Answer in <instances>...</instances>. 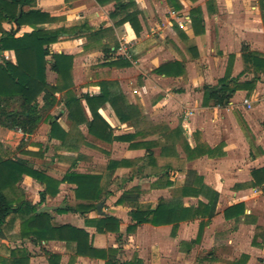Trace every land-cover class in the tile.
<instances>
[{"label":"crops","instance_id":"crops-1","mask_svg":"<svg viewBox=\"0 0 264 264\" xmlns=\"http://www.w3.org/2000/svg\"><path fill=\"white\" fill-rule=\"evenodd\" d=\"M132 1L129 9L115 18L110 17L116 8L114 1L99 5L96 0H35L31 8L25 7L24 10H40L55 18V22L41 26L45 29L68 28L85 23L92 33L96 34L91 40L87 39V36H63L50 46L51 53L72 56L71 91L77 98L86 94L98 95L100 82H109L112 84L111 89L122 95L123 102H120L135 106L137 114H143L140 106L135 104L133 94L125 89L122 79L123 72L131 70L133 63L143 59L140 57L132 62L130 51L135 50L136 54L145 52L148 55L160 52L161 55L169 57L156 64L151 63L148 88H152L153 85L150 84H154L153 79L180 83V88L173 94L175 97L166 94L159 102L175 98V101L184 103L181 125L168 127L165 124H154L148 127V137L138 141L154 142L155 146L150 148L153 158L150 159L146 157V149H130L128 142L105 143L90 136L86 125L72 127L62 102L64 93H59L56 95L57 103L44 116L33 134L24 136L20 132L0 127V158L24 160L30 168L60 182L70 172L100 176V188L104 195L96 202V210L85 215L72 210L60 213L58 210L75 208L79 203L75 197L76 185L61 182L55 196L45 197L42 207L47 209L43 212L52 216L55 226L70 225L86 231L93 248L106 250L119 247L116 258L120 263L134 259L142 263L138 256H123L125 239L133 236L140 227L165 229L168 236L176 238L181 237V232L187 225H192L195 228L192 238H181L179 242L182 247L179 253L184 258L191 257L192 254V264H264V66L254 70L244 61V54L248 53L255 54L264 61L262 0H174L177 8L174 7V2L171 3L172 0ZM193 10L197 11L198 15L192 16ZM127 12H137L141 26L139 36L135 35L129 23H120ZM2 27L5 31H14L16 37L33 30L30 26L16 27L11 23H3ZM108 49L110 52H107ZM180 55L184 56L185 61ZM230 56H233L231 77L246 86L236 91L221 106L211 102L204 105V87H214L217 82L201 83L199 79H192L188 64H203L206 59L211 66L220 65L221 79L225 75ZM120 59L127 61L129 66L106 65ZM1 61L15 63L14 53L4 52ZM170 62H180L182 74L168 77L155 72L157 68ZM48 71L50 70H47L46 78L49 82ZM107 71H110L112 78L103 77ZM207 71L209 72V65ZM50 84L54 85L55 82ZM142 89L144 87H139L133 93L141 95ZM190 100H196L197 107H190ZM245 100L248 105L244 103ZM38 102L42 105L41 98ZM82 104L89 116L85 102L82 101ZM228 106L230 110L226 115L230 121L232 136L224 139L222 114L199 113L210 109L222 110ZM158 107L154 106L155 110L149 112L150 121L165 119L163 116L158 118L163 111ZM55 108L58 109V114H63L60 120V115H53ZM98 112L111 125L115 136L143 131L129 123L119 122L109 103ZM47 116H53L52 119L57 117L54 121H58L62 129L69 133L65 144L61 145L59 140L49 137L50 124L54 121L49 120ZM175 143L181 144L186 161L193 163L192 168L185 172L180 187H175L173 180L168 177L169 171L161 174L149 172L161 168L153 150L158 148L163 157L168 154L175 155ZM184 144H187L190 150L199 146L202 153H193L188 157L183 149ZM95 147L100 149L96 150L101 152V157L107 154L109 156L104 166V174L96 171L95 160L90 158L91 155H100L94 150ZM170 147H173L171 151L163 149ZM117 149L124 152L122 157H115L113 151ZM9 152H15V155L5 156ZM122 160L132 161V165L119 167L113 172L108 170L110 161ZM167 164L164 166L170 165ZM147 172L151 178L149 189L152 192L163 190L172 194L168 199L160 196L154 204L142 207V188L138 184L126 186ZM116 183L119 184L114 188ZM17 187L18 193L32 204L39 202V192L44 189L42 184L26 175L22 176ZM211 195L216 198L214 212L202 230L200 224L204 219L200 217L180 222L175 229L173 225L154 226L144 223L137 225L134 231L127 232V228L134 225L130 213L136 208L154 209L160 201L175 203L183 208H197L199 203L208 204ZM222 199L229 200L225 207L221 206ZM102 216H112L120 220L119 241L118 234L97 233L94 227L86 223L88 219H99ZM217 220L225 224V229H229L222 247L226 252L225 257L217 256L213 248L214 238L211 235ZM11 236L13 239L10 240ZM0 241L6 243L10 249H25L29 255V264H50L49 254L60 257L56 264H105L101 259L77 255L75 244L63 241L36 243L19 238L16 230L5 233ZM14 243L16 246H11ZM201 250L205 253L197 259L196 253ZM39 251L43 253L36 255ZM230 252L235 253V256H229Z\"/></svg>","mask_w":264,"mask_h":264},{"label":"trees","instance_id":"trees-1","mask_svg":"<svg viewBox=\"0 0 264 264\" xmlns=\"http://www.w3.org/2000/svg\"><path fill=\"white\" fill-rule=\"evenodd\" d=\"M112 1L116 2V8L110 14L111 18L127 11L133 2L132 0H127V2L126 0H96L99 5ZM34 2L35 0H0V127L20 132L24 136L33 134L44 116L57 103L56 95L64 93L62 102L67 110V120L72 127L78 128L80 125H86L90 136L105 143L128 142L130 149H146V157L152 159L153 154L150 148L155 146L154 142L138 141V139L148 137V132L136 131L133 134L115 136L111 125L98 112L101 107L109 103L119 122L137 126L140 119L137 108L122 103V95L113 91L112 84L109 82H100L98 95L86 94L82 98H77L71 91L72 56L55 54L50 51V46L57 43L63 36H87V39L91 40L96 34H93L85 23L68 28L45 29L41 27L44 24L55 22L56 19L40 10H24L25 7L31 8ZM173 2L174 0L171 3ZM174 7L177 8L175 2ZM262 8L264 10V0H262ZM195 15H198V12L193 10L192 16ZM3 23H11L16 27L30 26L33 30L16 37L14 31L3 29ZM120 23H129L135 35L139 36L141 26L137 19V12H127ZM193 24H195L194 20ZM196 33L199 32L196 31ZM6 51L14 53L15 63L1 61L2 54ZM107 52H110V49ZM244 61L249 63L254 70L264 66V61L252 53L244 54ZM232 62L233 56H230L225 75L217 81L216 86L204 87V105L211 102L216 106H221L236 91L246 86L231 77ZM106 65L129 66V63L120 59ZM48 69L57 76L54 85L47 81ZM155 72L168 77H176L182 74V64L170 62L160 66ZM39 98L42 100V105L38 102ZM82 101L85 102L90 112L89 116L85 112ZM48 117L49 120L53 118V116ZM49 137L59 140L63 145L69 133L62 129L58 121H54L50 124ZM171 148L173 147L163 149L171 151ZM183 149L188 157H191L193 153H202L199 146L195 150H190L187 144H184ZM131 165L132 161L128 160L110 161L107 168L113 172L119 167H130ZM23 175L35 179L44 186V189L39 192L40 200L37 204L30 203L18 193L17 184ZM100 181V176L67 173L61 182L76 185L75 197L79 203L75 208L68 207L58 211L63 213L72 210L85 215L96 210V202L100 201L104 195L100 188ZM61 182L30 168L24 160H2L0 158V239L5 233L16 230L19 238L29 239L36 243L63 241L75 244L77 255L101 259L105 261V264H141L137 259L120 263L116 258L119 247L106 250L93 248L89 234L83 229L70 225L55 226L49 213H37L47 195L55 196L58 193ZM208 201V204L199 203L197 208H183L175 203L164 201H160L154 209L136 208L130 213L134 225L129 226L127 232L134 231L137 225L144 223L154 226L173 225L175 229L180 222L200 217L204 219L200 224V230H202L213 215L216 198L211 195ZM86 223L94 227L97 233H116L118 241L121 237L119 234L120 220L115 217L102 216L99 219H88ZM7 256L4 258L0 255V264H29V255L25 249H9ZM59 259V256L48 255L50 264H56Z\"/></svg>","mask_w":264,"mask_h":264},{"label":"rangeland","instance_id":"rangeland-1","mask_svg":"<svg viewBox=\"0 0 264 264\" xmlns=\"http://www.w3.org/2000/svg\"><path fill=\"white\" fill-rule=\"evenodd\" d=\"M142 51V49H140ZM144 51V50H143ZM145 52L141 54H136L135 50L130 51V58L133 62L136 61L138 58L143 57L141 61H137V63H133L131 66V70L123 72L122 79L124 81L125 89L133 94V98L135 100V104L139 105L141 108V112L143 114H140V119L138 121L137 127L140 130H143V132L148 131V127L154 124H165L168 127H179L181 125V121L183 118V106L184 103L177 102L172 98H168V101H162L163 103L159 102L164 97H166V94H176V90L180 88V83L177 84L175 82H163V81H157L154 80V84H149L152 86H155L152 88H148V79H150V71L149 66L152 64H156L157 62H160L166 58H169L167 56H163L160 54V52H154L151 55L144 54ZM180 58L184 60V56L180 55ZM204 57H209V55H204ZM185 61V60H184ZM206 59L204 63H189V74L192 79L200 80L201 83L203 82H210L211 84H215L217 80L219 79V71H220V65H212L211 63H206ZM209 65V72H206V69ZM217 66V68H215ZM49 72V71H48ZM108 73H103V77H109L112 78V75L110 74V71H107ZM48 80L50 83H54L56 81V74L53 72H49L48 74ZM144 87V89L141 90V95L133 93L134 90H137L138 88ZM156 91H154V90ZM74 92V91H73ZM76 92V90H75ZM175 97V95H173ZM172 96V97H173ZM196 100H190L188 102V105L190 107H197ZM154 106H159V110H163L161 115L158 117L160 118L163 116L165 118L163 121H150V114L149 112L151 110H155ZM229 106L226 109L222 110H215L210 109L205 112H200L199 114H222V137L226 139L228 136H232V129L230 128V121L226 114H229ZM53 115L59 116L58 109L53 110ZM63 116V114H62ZM60 115V118L62 117ZM207 116V115H206ZM47 124V122H45ZM173 124V125H172ZM212 135V133H211ZM174 150L176 154H168L167 157H163L161 155L160 150L154 149L153 153L158 161V165L161 168L152 169L150 174H161V172H168V177L173 180L175 187H180L183 183L185 172L188 169H191L193 166V163L187 162L185 159V154L182 151L181 144L175 143ZM97 147H95V151L97 153H101L98 150ZM100 150V149H99ZM115 153V157L119 158L124 155V152L120 149H117L113 151ZM15 155V152L9 154H5V156L9 155ZM97 155V154H96ZM108 155V154H107ZM105 155L104 157H101V154L95 157L94 155H91V160H95V164L97 165L96 171L105 173L104 166L109 159ZM89 158V157H88ZM144 163H146L144 161ZM169 163V164H167ZM165 164L169 166H164ZM124 176V175H123ZM149 176V177H148ZM151 178L150 175H148V172L146 175L141 174L137 179L134 180V182L127 184L126 187L132 186L134 184H138L142 188V194L140 196V205L142 207H147L148 205H152L157 201V198L162 196L165 198H169L171 196V192H165L163 190L160 191H151L149 189ZM119 183H116L114 185L117 186ZM229 200L222 199L221 206L225 207L227 205ZM204 229V228H203ZM195 228L192 227V225H187L185 229H183V232H181V237L171 238L167 234V230L165 229H153L148 226H142L139 229L136 230V232L133 234V236L125 239V243L123 249V256L125 258H131L132 256H138L141 260V264H192V254L191 257H183L179 252L181 251L182 247H180V241L181 238L190 239L194 235ZM226 234H229V229H225V224H223L221 221H216L214 232L211 235V237L214 238V250L215 254L217 256L225 257V250L222 247L224 246V239H226ZM15 236V234L13 235ZM13 236L10 237V240L13 239ZM10 246V244H9ZM11 246H16V244H12ZM10 247L6 246V243H1L0 241V255L7 256L8 250ZM40 253H43L42 251L36 252L35 254L38 255ZM205 251L201 250L196 253L197 259L201 257ZM235 253L230 252L231 257L235 256ZM122 255V254H121ZM233 255V256H232ZM91 264H98L97 262H93ZM212 264V263H211ZM224 264V263H223Z\"/></svg>","mask_w":264,"mask_h":264},{"label":"water","instance_id":"water-1","mask_svg":"<svg viewBox=\"0 0 264 264\" xmlns=\"http://www.w3.org/2000/svg\"><path fill=\"white\" fill-rule=\"evenodd\" d=\"M55 119H57V117L54 118V119H52V121H54ZM46 209H47V208H45V207H41L39 210H37V213H41V212H43V211H46Z\"/></svg>","mask_w":264,"mask_h":264},{"label":"built area","instance_id":"built-area-1","mask_svg":"<svg viewBox=\"0 0 264 264\" xmlns=\"http://www.w3.org/2000/svg\"><path fill=\"white\" fill-rule=\"evenodd\" d=\"M244 103L248 105V102L246 100L244 101Z\"/></svg>","mask_w":264,"mask_h":264}]
</instances>
